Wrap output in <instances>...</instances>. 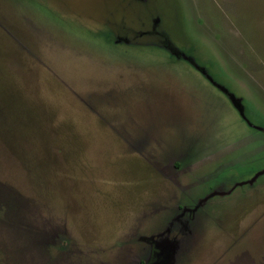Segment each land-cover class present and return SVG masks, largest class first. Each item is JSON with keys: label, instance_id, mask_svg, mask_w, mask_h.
<instances>
[{"label": "rangeland", "instance_id": "1", "mask_svg": "<svg viewBox=\"0 0 264 264\" xmlns=\"http://www.w3.org/2000/svg\"><path fill=\"white\" fill-rule=\"evenodd\" d=\"M0 264H264V0H0Z\"/></svg>", "mask_w": 264, "mask_h": 264}]
</instances>
